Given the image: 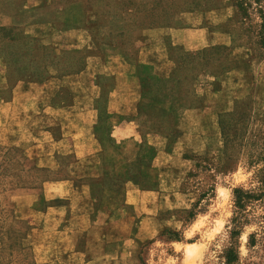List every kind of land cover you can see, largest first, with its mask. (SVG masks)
I'll list each match as a JSON object with an SVG mask.
<instances>
[{
    "label": "rangeland",
    "instance_id": "1",
    "mask_svg": "<svg viewBox=\"0 0 264 264\" xmlns=\"http://www.w3.org/2000/svg\"><path fill=\"white\" fill-rule=\"evenodd\" d=\"M25 1L0 0V10L16 24L0 32V100L8 99L18 79L75 72L88 55L104 59L118 53L140 75L143 97L136 115L138 156L126 165L129 180L136 183L144 172L152 144L161 151L187 135L174 152L179 163L162 159L168 169L160 165L157 198L148 197L153 200L146 219L135 232L147 239H136L133 255L127 252L130 240L121 239L123 251L110 258L100 248L110 239L120 241L110 228L104 243L94 231L86 264H221L230 241L232 188H255L254 171L264 163V50L254 37L260 24L256 9L264 15V0L251 2L246 13L238 12L234 0H32L39 7L24 9ZM188 11L202 13L200 26H177L179 14ZM32 19L50 22V35H28L23 24ZM59 37L66 38L67 48L51 44ZM159 43L170 62L165 79L146 66L136 70L137 50L150 45L158 59ZM222 102L223 110L217 105ZM210 112L216 114L213 125L204 127L201 118ZM47 177L18 144L0 142V264H46L35 261L28 241L27 199L18 207L16 200L21 189L37 187ZM118 180L92 183L103 181L113 189ZM244 212L246 221L231 240L238 252L234 264H264V198L246 203ZM114 226L120 237L130 231L129 222Z\"/></svg>",
    "mask_w": 264,
    "mask_h": 264
},
{
    "label": "crops",
    "instance_id": "2",
    "mask_svg": "<svg viewBox=\"0 0 264 264\" xmlns=\"http://www.w3.org/2000/svg\"><path fill=\"white\" fill-rule=\"evenodd\" d=\"M31 1L26 0L22 7H39L40 2ZM201 14L180 13L177 26H200ZM14 25V17L0 10V27ZM23 29L40 38L52 31L50 22L33 19L26 21ZM63 41L65 37L44 42L67 48ZM152 48L143 45L137 50L136 70L146 66L152 75L165 79L170 74L165 45L158 44V59ZM84 61L75 72L48 74L39 80L18 79L11 86L8 99L0 100V142L18 144L28 159L51 175L37 187L21 189L22 194L16 200L18 207V203L24 205L23 198L27 199L28 241L39 263H88L90 235L97 231V239L104 243L108 228L120 242L113 243L110 239L111 243L100 248V254L110 258L121 254V239L127 237L131 242L127 252L133 255L136 239H141L135 232L146 219L143 214L148 201L157 198L160 189L158 172L160 165L165 164L162 159L173 158L179 163L174 152L187 138L182 133L161 151L148 142L153 149L148 165L143 166L138 181L132 183L126 165L136 160L141 141L136 124L143 98L140 75L118 53L104 59L88 55ZM223 103H217L222 110ZM215 116L214 112L203 115L202 126L212 127ZM180 163H184L181 154ZM165 166L168 169L169 165ZM111 176L119 179L117 188L110 189L103 181L92 183ZM96 188L97 196L93 192ZM155 219L158 220V211ZM121 222H129L130 231L120 237L114 224Z\"/></svg>",
    "mask_w": 264,
    "mask_h": 264
},
{
    "label": "trees",
    "instance_id": "3",
    "mask_svg": "<svg viewBox=\"0 0 264 264\" xmlns=\"http://www.w3.org/2000/svg\"><path fill=\"white\" fill-rule=\"evenodd\" d=\"M234 5L236 6L238 12L240 9H244L245 7L250 5L251 2L254 4H258L260 0H234ZM258 17L260 18V24L258 30L256 31L254 37H256V44L264 50V36L262 35V30L264 29V15L260 7L257 9ZM5 31L4 27H0V32L3 33ZM6 32V31H5ZM7 40H11L10 37H7ZM264 162V161H263ZM130 176V175H129ZM253 178L256 182V187L252 189H243L241 187L232 188V201H233V212L232 216L229 219L230 227L228 229V236L230 238L229 244L224 247L221 252V264H234L238 259V252L233 244L232 238L239 233L240 227L246 221V216L244 212V207L246 203L251 200H259L260 198H264V163L261 164L258 168L255 169ZM138 180L136 179L135 182ZM264 236V235H263ZM248 244H252L254 242V238L252 234L248 235ZM264 245V244H263ZM264 247V246H263ZM264 252V248H263Z\"/></svg>",
    "mask_w": 264,
    "mask_h": 264
}]
</instances>
